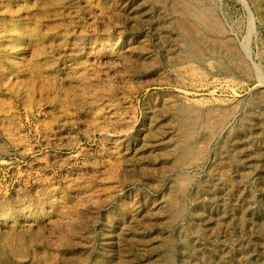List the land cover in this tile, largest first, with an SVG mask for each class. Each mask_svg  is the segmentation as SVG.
<instances>
[{"label": "rangeland", "instance_id": "374dc122", "mask_svg": "<svg viewBox=\"0 0 264 264\" xmlns=\"http://www.w3.org/2000/svg\"><path fill=\"white\" fill-rule=\"evenodd\" d=\"M263 2L0 0V264H264Z\"/></svg>", "mask_w": 264, "mask_h": 264}, {"label": "bare ground", "instance_id": "6f19581e", "mask_svg": "<svg viewBox=\"0 0 264 264\" xmlns=\"http://www.w3.org/2000/svg\"><path fill=\"white\" fill-rule=\"evenodd\" d=\"M264 3V2H263ZM179 6L180 5V2H175V1H173V6H174V8H177V6ZM183 5V4H182ZM182 5L180 6V7H182ZM185 7V6H184ZM183 7V8H184ZM203 8V7H202ZM179 9V8H178ZM187 10V9H186ZM201 11L202 10H200V12H198V11H192L191 9H189L187 12H188V17H190V21H191V24H192V26L194 27V29H195V31L194 30H190L189 28H193V27H188L187 25H186V20L184 19V18H180V16H179V18H178V21H177V25H178V27L180 28V29H182V32L184 31V33L187 35V34H191V37H190V42H189V40H188V42L190 43V45L193 47V48H197L198 46H197V43H198V38L200 37L199 36V34L197 33V30H198V28H199V30H200V28H202V27H200L201 26V24L203 23V18L206 20V18L205 17H203L202 16V14L203 13H201ZM183 13V12H182ZM206 14V13H205ZM183 15V14H182ZM184 16V15H183ZM207 17V16H206ZM206 24H207V22H206ZM209 24V23H208ZM190 25V24H189ZM204 28H202V30H203ZM210 29V28H209ZM215 29V28H214ZM187 30V31H186ZM201 30V31H202ZM191 31H194V32H191ZM212 31H213V29H212ZM215 34V33H214ZM184 35V34H183ZM210 37V36H209ZM212 37V36H211ZM210 37V38H211ZM215 37V36H214ZM219 38V37H218ZM203 39V38H202ZM217 39V38H216ZM219 40H222V39H219ZM201 42V41H200ZM215 42V41H214ZM219 42V41H218ZM221 42H223V41H221ZM228 42V41H227ZM224 44V43H223ZM227 44V43H226ZM231 44V43H230ZM228 45V44H227ZM197 46V47H196ZM223 46V45H222ZM232 48V47H231ZM226 50H227V48H225ZM234 49V48H233ZM232 51V50H231ZM230 51V52H231ZM227 53V52H226ZM229 53V52H228ZM233 57H234V55H233ZM259 94H261V93H259ZM259 98H262V100L261 101H263L264 100V95L263 96H259ZM259 99H258V102L260 101ZM261 103V102H260ZM259 104V103H258ZM264 105V104H263ZM257 108V107H256ZM215 116V115H214ZM185 118V117H184ZM206 118V117H205ZM210 119V118H209ZM187 129V128H186ZM190 129H188V131H189ZM249 133V132H248ZM182 134V133H181ZM183 136V135H182ZM185 136V135H184ZM187 138V137H186ZM189 138V137H188ZM186 140V139H185ZM219 177V176H218ZM214 180V179H213ZM218 180V179H217ZM214 185H215V183H214ZM224 185V184H223ZM204 187V186H203ZM209 187V186H208ZM207 190V189H206ZM182 193V192H181ZM252 197V196H251ZM201 203V202H200ZM250 217V216H249ZM259 224V223H258ZM248 237V236H247ZM200 241V240H199ZM183 245H184V251L186 250V251H188V249L190 248V244L188 243V241H184L183 243H182ZM193 257V256H192ZM188 258V257H187ZM213 259V258H212ZM190 260V259H189ZM187 261V260H186ZM189 263H190V261H189Z\"/></svg>", "mask_w": 264, "mask_h": 264}]
</instances>
